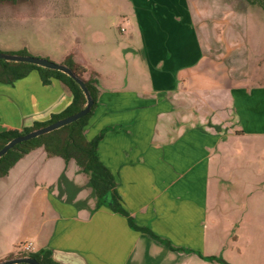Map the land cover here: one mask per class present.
<instances>
[{"label":"crops","instance_id":"0c3cea01","mask_svg":"<svg viewBox=\"0 0 264 264\" xmlns=\"http://www.w3.org/2000/svg\"><path fill=\"white\" fill-rule=\"evenodd\" d=\"M28 1L3 2L0 15ZM70 1L60 0L59 16L30 23L11 54L64 65L72 56L98 74V104L84 135L101 136L98 154L119 204L161 240L102 202L76 160L39 147L0 178V263L31 242L32 254L49 251L58 264H264L262 6ZM245 16L246 32H225ZM200 24L214 28L219 55L205 45ZM72 101L59 79L45 85L37 69L0 81V132L23 133Z\"/></svg>","mask_w":264,"mask_h":264},{"label":"trees","instance_id":"16d2710c","mask_svg":"<svg viewBox=\"0 0 264 264\" xmlns=\"http://www.w3.org/2000/svg\"><path fill=\"white\" fill-rule=\"evenodd\" d=\"M18 0H0L3 2H16ZM250 3H256L264 9V0H247ZM19 55H28L27 51H20ZM66 65L73 70L78 78H80L89 90L90 95L95 100L92 111L86 117L79 121L67 125L59 130L36 139L23 142L13 149H11L5 156L0 158V178L5 177L10 172L11 168L26 154L30 153L36 148L44 147L50 156H60L65 160L74 159L80 165L82 171L88 176L90 182L97 192L102 202L107 201L106 196L110 192L112 194L113 205L111 209L119 212L129 218L130 225L138 230L150 234L152 237L161 240L155 234L151 233L148 229L140 228L137 223L130 218L129 214L119 204L116 192V182L114 176L108 168L101 161L98 154V144L101 136L94 140L88 141L84 135L85 127L93 112L95 111L99 99V81L98 74L89 72L83 65L77 63L72 56L66 60ZM33 69L39 70L42 81L45 85L50 84V79L55 77L59 79L72 93L73 101L71 105L58 115H54L51 120L44 123H36L32 128L26 129L23 133L14 131L0 132V150H2L14 138L30 133L34 130L49 126L61 119L72 116L82 109L87 104L86 95L81 88L80 84L68 75L54 70H49L36 65L27 63L7 62L0 60V81L11 84L17 79L26 77ZM89 74L87 78L86 75ZM108 202V201H107ZM170 245L169 243H167ZM34 257L40 264H58L56 263L51 253L41 252L38 254H25L11 255V258L19 257Z\"/></svg>","mask_w":264,"mask_h":264},{"label":"rangeland","instance_id":"374dc122","mask_svg":"<svg viewBox=\"0 0 264 264\" xmlns=\"http://www.w3.org/2000/svg\"><path fill=\"white\" fill-rule=\"evenodd\" d=\"M76 1V0H71ZM70 1V2H71ZM242 2V1H241ZM246 2V3H245ZM243 3L244 7L247 8V1ZM236 5V4H234ZM60 0H31L28 2H22L18 7H15V9H8V16L0 15V43L4 44L6 46H9L11 49L2 48V52L4 53H11L15 52L13 49L14 44H18V42H23V39L25 40L28 38V35H30L29 24L31 23L32 26H37V24H40V20L44 22L45 20L53 19L57 16H59L60 12ZM262 16V13H260ZM11 16L12 19L8 20L3 17H9ZM263 17V16H262ZM32 20H35L32 22ZM231 21V19H230ZM240 23L238 26H235L233 22H230L228 24L227 30L225 32H234V31H241L246 32L250 26H252V23L247 21V17L245 16V19H242L239 21ZM202 39L205 42V45L212 46L214 49L211 50L213 53H217L218 55L222 52L221 49H224L222 46L219 45L220 42L212 41V39L215 36V33H213L214 28H212L211 25H208V27L202 26V24L199 25ZM225 25L218 26L217 29L219 32L224 31ZM18 30L20 31V34H18ZM256 32H259L260 37L262 41H260L261 45H264V21L260 24L257 22L256 26ZM21 35H27V37H20ZM35 36V35H34ZM26 41V40H25ZM226 46L230 47L232 46L231 42H228L227 38H224ZM260 49H263V46H260ZM38 49L34 48L32 53H35L36 55H40L37 53ZM240 54V53H239ZM232 57H230L231 61H238L239 57L236 54H232ZM224 59L225 57L218 56V59Z\"/></svg>","mask_w":264,"mask_h":264},{"label":"water","instance_id":"95a60500","mask_svg":"<svg viewBox=\"0 0 264 264\" xmlns=\"http://www.w3.org/2000/svg\"><path fill=\"white\" fill-rule=\"evenodd\" d=\"M0 60L7 61V62H16V63H27L31 65H36L42 68H46L49 70L59 71L62 72L69 77L75 79L83 89L87 104L85 105V108L82 109L80 112L69 116L67 118L61 119L49 126L34 130L30 133L18 136L11 140L2 150H0V158L5 156L11 149L16 147L17 145L30 141L33 139H36L38 137L44 136L46 134L52 133L56 130H59L67 125H70L72 123H75L79 121L80 119L86 117L90 114V112L93 109V106L95 104V100L92 98V96L89 93L88 88L86 87L85 83L76 76V74L73 72L71 68H69L67 65L64 64H57L55 62H52L45 58H39L35 56L30 55H19V54H11V53H4L0 52ZM106 200L109 204H113L112 194L109 192L106 196ZM0 264H40L34 257L28 256V257H19L15 259L6 260L4 262H1Z\"/></svg>","mask_w":264,"mask_h":264},{"label":"built area","instance_id":"2783aa9c","mask_svg":"<svg viewBox=\"0 0 264 264\" xmlns=\"http://www.w3.org/2000/svg\"><path fill=\"white\" fill-rule=\"evenodd\" d=\"M21 252L31 254L34 252V246L31 242H25L20 245Z\"/></svg>","mask_w":264,"mask_h":264}]
</instances>
